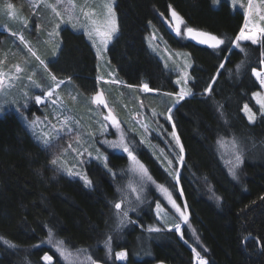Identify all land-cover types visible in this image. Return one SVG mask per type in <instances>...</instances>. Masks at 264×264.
<instances>
[{
  "label": "trees",
  "instance_id": "16d2710c",
  "mask_svg": "<svg viewBox=\"0 0 264 264\" xmlns=\"http://www.w3.org/2000/svg\"><path fill=\"white\" fill-rule=\"evenodd\" d=\"M169 6L189 26L225 39L224 50L170 34L160 18L168 17ZM114 10L118 32L107 56L121 82L148 84L159 92L178 90L175 73L147 47L150 23L170 47L187 50L191 58L189 87L194 95L164 108L173 107L175 130L185 149L186 166L180 167L179 183L143 145L138 148V159L154 180L168 186L180 204L188 205L183 238L156 218L153 201H146L120 224L114 204L121 200L116 186L126 167L125 154L108 153L115 178L97 162L88 163L86 173L93 183L86 187L55 169L50 164L52 153L8 112L0 116V264H46L45 255L53 258V264H63L44 244L49 229L68 248L87 252L102 264H196L193 249L208 264H264V114L252 98L261 89L253 70L262 67L264 44L243 41L242 50L231 45L244 13L232 10L228 0H221L218 7L212 0H114ZM3 36L0 31V41ZM60 40L57 55L46 61L49 70L59 79L73 80L82 94L97 92L96 56L90 42L68 27L60 30ZM209 85L212 91L206 93ZM245 105L256 115L254 122L243 114ZM218 136H223L228 152L233 138L243 146L237 179L219 155ZM177 189L182 190L181 198ZM150 227L162 231L149 232ZM109 237L111 251L106 245ZM122 250L126 259L117 260L115 253Z\"/></svg>",
  "mask_w": 264,
  "mask_h": 264
},
{
  "label": "rangeland",
  "instance_id": "374dc122",
  "mask_svg": "<svg viewBox=\"0 0 264 264\" xmlns=\"http://www.w3.org/2000/svg\"><path fill=\"white\" fill-rule=\"evenodd\" d=\"M108 2L109 0H60L59 3L57 0H16V2L12 0H0V31L4 33L0 41V74H2L4 80L3 87H0V116L8 112L14 113L41 147L45 148L42 142L45 133L53 137L52 144L54 146L47 148V150L52 153V159H57V165H52L57 170L60 165L69 168L75 166V170L79 171L82 175L86 173V165L90 162L80 165L77 161L80 159L87 160V155L85 154L84 157H79L73 149H78L80 152L88 149V151L92 152L93 157L97 155L95 151L97 148L107 158L110 152L122 153L119 149H112L107 145L96 143L89 137V133H97L94 138L95 141L105 139L111 141L118 140L119 133L116 129L110 128V134L103 137L98 135L100 123L103 121V117L108 114V111L103 105L97 106L93 103L92 97L94 93L92 95L82 94L71 79H63L66 83L57 89L59 102L56 105H52L50 102L47 105H37L34 99L35 96L41 95L47 89L50 80L47 73L43 72L39 61L28 54L25 43H21L19 37L23 36L27 46L31 47L45 61L57 55L61 45L60 30L63 27L82 32L93 47L92 41L86 35V31L93 29V27L98 28L100 31L104 30L105 17L102 13L105 9L103 5ZM110 2L114 8V0H110ZM220 2L221 0L218 3H214L212 0L213 6L215 7H218ZM228 2L232 10L238 9L244 13V25L245 7L248 0H236L235 6L232 0H228ZM7 3L13 4V12L15 15L7 10ZM47 5H55L56 11L60 12L61 16L57 17L52 8ZM241 5L244 7H240ZM85 12L91 13V17L86 18L84 16ZM167 18V20H170V10ZM61 19H63L64 23L61 24L59 35L50 37L49 33L55 30L56 24L60 23ZM92 21H95V25H93ZM248 23L250 28H252L253 24L257 27L264 26V22L259 21L258 17L255 16L250 17ZM72 24H75L76 27L73 28ZM12 33H16V35L13 36ZM145 41L149 50L157 56L163 66L175 73L174 80L179 75L178 65L182 66L184 63L191 65L189 52L184 49L170 47L163 34L152 23L149 24V32L146 35ZM97 44H99L98 39ZM93 50L96 56L97 77H103L97 91L103 92V96L108 104V110L111 109L113 115L121 122V128L124 130L126 139L134 138V141L138 144L143 138L145 143L142 145L161 166V161L167 156L168 159H173V166L179 167L175 164L173 158V152L178 151V149L175 148L174 141L168 135L172 131L171 122L165 121L163 116L157 115L154 117L152 115L153 112L167 115V109L169 107L166 110L164 108L169 104H173L172 99L163 95L165 92L153 90L152 92L145 93L141 90L142 85L132 88L127 87L124 82H121L117 78L115 67L108 59L107 50L101 58L97 56V48L93 47ZM176 52L188 55L186 59L178 58L174 55ZM17 65L23 69V72L16 73ZM189 70L190 68L186 69L188 73ZM255 71L264 73V63L260 70ZM33 73L35 74L33 75ZM109 73L112 75L110 76ZM28 76H32V80L39 84L40 87L37 88L32 81H29ZM113 78L120 83L105 84L103 82L104 80H111ZM256 92L264 93V88ZM253 94L252 98L254 102L259 107L260 112L264 114V110H261ZM52 99H57V97L53 96ZM242 112L249 121L244 107ZM252 113L254 112L252 111ZM37 118H39V123L33 125L32 122ZM65 121H67L66 124L63 123ZM77 121L79 122L78 124L76 123ZM157 122L163 124L164 128L167 129L165 133L160 134L157 131ZM53 125H55L56 130L64 127L65 131L57 136V131L53 129ZM142 125L148 126L147 132ZM68 128H71L72 131L68 132ZM228 149V145L223 144L219 151V155L226 166L225 161L231 157L232 153V150L228 152ZM158 157L159 159H157ZM91 162H97L103 166L102 160L92 159ZM166 166V161H164L163 169ZM62 173L67 175L65 172ZM69 177L77 178L84 182L77 176ZM118 179L119 181L116 187L121 199L119 202L122 205L121 211L126 209L129 213H136L137 211H131L130 209L134 208L137 210L146 204V201H153V210L157 218L155 204L159 201L165 214L162 219H157L166 227L171 226L175 222H179L178 216L175 214L174 209H171L166 196L156 191L155 186L151 182L141 177L140 173L134 168L131 160L127 159L126 167L119 174ZM133 189H136V191H133ZM169 190L172 192L170 188ZM178 192L181 198V192L179 190ZM173 198L175 199L174 195ZM177 203L179 202L177 201ZM183 204L184 202L182 201L180 205L183 207ZM182 225L183 223H181V227ZM178 235L180 236V233ZM48 241L49 235L44 241V244L51 247L59 261L63 264H92V261H94L87 252L70 249L64 244L66 258L61 257L60 253L56 251V244L60 240L52 234L51 243ZM88 257H91V260ZM44 262L46 264H53V258L51 262L45 260Z\"/></svg>",
  "mask_w": 264,
  "mask_h": 264
},
{
  "label": "snow or ice",
  "instance_id": "6c2138e0",
  "mask_svg": "<svg viewBox=\"0 0 264 264\" xmlns=\"http://www.w3.org/2000/svg\"><path fill=\"white\" fill-rule=\"evenodd\" d=\"M59 3L60 0H57ZM214 3H218L219 0H213ZM233 5H236V0H232ZM48 7L52 8L53 12H55L57 17H60V12L56 11L55 5H47ZM105 11L102 13V15L105 17L104 20V30L100 31L98 28L93 27V29L87 30L86 35L89 37V39L92 41L93 47L97 48V56L98 58H101L104 54V52L107 50L109 43L115 38V34L118 32V25L116 23L115 18V11L114 8L109 0L108 3L103 5ZM170 7V20H166L165 23L169 27V29L174 33L175 37L179 40H189L192 42H195L199 45L207 46L211 49H221L222 45H225V39L212 34L207 31H202L199 29H196L192 26H189L185 19L175 10L171 9ZM240 7H244L241 5ZM7 10L15 15L13 12V4L7 3L6 4ZM238 10V9H237ZM91 13L85 12L84 16L86 18L91 17ZM258 17L259 21L264 22V0H248L247 5L245 7V23L243 27L240 29L239 33L235 36L234 40L231 41V45L235 49H241V42L243 41H250L251 44L256 45L258 43L264 44V26L257 27L255 24H253L252 28L249 27L248 19L250 17ZM64 21L61 19V22L56 24L55 30L52 33H49V36H58L59 35V29L61 28V24H63ZM93 25H95V21H92ZM72 27L75 28L76 25L72 24ZM255 29V30H253ZM13 36L16 35V33H12ZM21 43H25V46L27 47L28 54H30L31 57H34L35 60L39 61V65L42 67L43 72L47 73V76L50 80V84L47 87L45 91L42 92L41 95L35 96V103L37 105H47L48 102H50L52 105H56L59 102V95L57 93V89L61 87V85H64L66 83L65 80L59 79L55 74H53L49 68H48V62L41 59L35 51L31 47H28L24 37H19ZM97 39L99 40V44H97ZM59 47V45H57ZM222 51L224 49H221ZM227 50L231 52L233 50L232 47H228ZM242 50V49H241ZM55 55V53H54ZM178 58H185L188 54L176 52L174 54ZM264 55V53H262ZM261 63H264V60L261 61ZM167 67V65H165ZM179 68V75L174 80V84L178 86L179 90L176 92H165L163 95L169 97L173 101V106L179 104L181 101H184L186 98L192 97L194 95L192 88L189 87V81L191 77L189 76V73L186 71L187 68H190L191 65L184 63L182 66L178 65ZM220 69L224 68V64L221 63L219 65ZM23 72V69L17 65L16 66V73ZM35 73H33L34 75ZM111 76L112 74L109 73ZM253 75L256 77L257 81L259 82V85L261 88H264V73L253 70ZM19 78V77H17ZM29 81H32V83L39 88L40 85L37 84L35 81L32 80V76L27 77ZM70 79V78H69ZM103 80V77H97V83L99 84L100 81ZM105 84L108 83H120L115 78L111 80H104ZM215 80H213V83ZM4 80L2 78V74H0V87H3ZM127 87L132 88L133 85H127ZM141 90L145 93L152 92L153 89L149 87L148 84H143L141 87ZM212 91V86L209 85L206 89V93H210ZM27 95V94H25ZM254 97L257 100V103L260 105L261 110H264V93L256 92L253 94ZM53 96H56L57 99H52ZM75 99V97H73ZM92 101L97 106L103 105L105 108H108V104L104 99L103 92L97 91L96 94L92 97ZM26 106V105H25ZM245 112L248 114V118L250 122H254L255 120V114L252 113L251 109L248 107V105L244 106ZM173 107H169L167 109V115L164 113H156L153 112L152 115L155 117L157 115L163 116V119L167 122H171V128L172 131L168 133V135L171 137L172 141L175 143V148L178 149V151L173 152V158L175 160V164L179 167L173 166V159H168L167 156L164 157V160L161 161L162 166H164V161H166L167 166L164 167V171L167 173L168 177H171L175 182L178 184L180 180V167H184L185 165V149L183 144L181 143L180 137L178 136L176 130H175V123L173 121ZM67 121L63 122L66 124ZM33 125H36L39 123V118L34 120ZM79 123L78 121L76 122ZM54 130L55 125L52 126ZM144 127L145 131H148L147 125H142ZM114 128L119 133V139L118 140H99L95 141V136L97 133H89V137L96 143L107 145L108 147L112 149H119L122 152V155L126 154L127 159L131 160L133 162L134 168L140 173L142 178H145L147 181L151 182L155 186V190L158 192H161L166 196L168 204L171 206V209H174L175 214L178 216V221L173 223L171 226L168 227V231H172L175 229L177 233L181 234V238H183V234L181 232V223L188 224L189 223V213H188V205L185 202L183 204V207L177 203V200L173 198L172 192L169 190L168 187H166L164 184L157 183L154 178L149 175L148 168L138 159V148L140 145L145 143V140L142 138L139 143L137 144L134 141V138L132 139H126L124 130L121 128V122L116 118L115 115H113L112 110H108V114L103 117V121L100 123V127L98 130V135L103 137L107 134H110L109 129ZM57 131V136L63 131H65L64 127H61ZM68 132H71L72 129L68 128ZM157 131L160 134H163L167 131V129L164 128L163 124H160L157 122ZM114 134V133H112ZM53 137H51L48 133L44 134V137L42 138V142L45 146V148H49L51 146H54L52 144ZM224 144V138L223 136H218L217 139V146H221ZM232 144V153L231 157L225 161V163L228 166L229 174L233 177V179H237V169L242 165L243 159H244V152H243V146L239 144V142L233 138L231 141ZM71 147V145H69ZM77 153L79 157H84L85 154L87 155L88 159H80L77 161L78 164L83 165L87 162H91L92 159L95 160H102L103 161V167L108 171L110 175L115 178L116 173L113 172V170L109 167L107 162V156H105L103 153L100 152V150L97 148L95 149L97 155L93 157L92 152L88 151V149H84L83 152H80L78 149H73ZM159 159V157L157 158ZM51 165L56 166L58 161L57 159L51 160ZM62 172H65L69 176H77L80 179L84 181V184L86 187L92 186V181L88 178L87 174H81L79 171L75 170V166L69 168L65 167L64 165H60L59 169ZM133 191H136V189H133ZM181 190V195H182ZM139 199V197H138ZM216 199L219 201L221 198L219 196H216ZM262 200H264V197H261ZM114 207L116 210H118V213L120 214V224L123 225L125 221L129 218V211L123 210L121 203H115ZM156 208V215L158 219H162L164 213V209L162 208V205L159 201L155 204ZM131 211H135L134 208L130 209ZM149 232H160L162 231L159 227H150L148 229ZM52 238V231L49 229V243H51ZM111 240L112 238L109 237L106 241V245L108 246L109 251H111ZM5 243H7L5 241ZM259 243V241H257ZM64 242L58 241L56 244V251L60 253L61 257L66 258V249L63 247ZM11 247H15L14 245H10ZM194 252V258L196 260V264H208L207 260L201 256L199 252H197L195 249H193ZM127 256V252L122 250L115 253V257L117 260H125ZM45 261H52V257L45 255L43 257ZM89 260H91V257H88ZM92 264H95V261H92Z\"/></svg>",
  "mask_w": 264,
  "mask_h": 264
},
{
  "label": "water",
  "instance_id": "95a60500",
  "mask_svg": "<svg viewBox=\"0 0 264 264\" xmlns=\"http://www.w3.org/2000/svg\"><path fill=\"white\" fill-rule=\"evenodd\" d=\"M161 18V22L163 23V26L164 28L172 35H174V33L169 29V27L167 26V24L165 23V21L168 19V18H165V17H160ZM175 36V35H174ZM96 93H94L93 95H95ZM105 99V98H104ZM106 101V100H105ZM106 110L108 111V108H106ZM95 264H102L100 262H95Z\"/></svg>",
  "mask_w": 264,
  "mask_h": 264
},
{
  "label": "bare ground",
  "instance_id": "6f19581e",
  "mask_svg": "<svg viewBox=\"0 0 264 264\" xmlns=\"http://www.w3.org/2000/svg\"><path fill=\"white\" fill-rule=\"evenodd\" d=\"M73 81V80H72ZM135 136V135H134ZM47 231V230H46Z\"/></svg>",
  "mask_w": 264,
  "mask_h": 264
}]
</instances>
